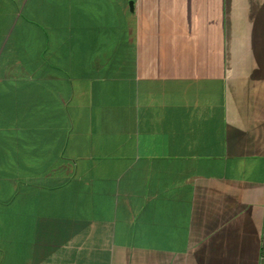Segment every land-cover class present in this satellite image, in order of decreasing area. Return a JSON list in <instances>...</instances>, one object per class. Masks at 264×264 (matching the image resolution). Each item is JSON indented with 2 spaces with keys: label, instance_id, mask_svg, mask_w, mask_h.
Wrapping results in <instances>:
<instances>
[{
  "label": "crops",
  "instance_id": "1",
  "mask_svg": "<svg viewBox=\"0 0 264 264\" xmlns=\"http://www.w3.org/2000/svg\"><path fill=\"white\" fill-rule=\"evenodd\" d=\"M0 264H264V0H0Z\"/></svg>",
  "mask_w": 264,
  "mask_h": 264
},
{
  "label": "water",
  "instance_id": "2",
  "mask_svg": "<svg viewBox=\"0 0 264 264\" xmlns=\"http://www.w3.org/2000/svg\"><path fill=\"white\" fill-rule=\"evenodd\" d=\"M131 6H132V2H131Z\"/></svg>",
  "mask_w": 264,
  "mask_h": 264
}]
</instances>
